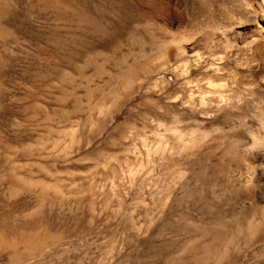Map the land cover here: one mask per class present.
I'll return each instance as SVG.
<instances>
[{"label":"rangeland","instance_id":"obj_1","mask_svg":"<svg viewBox=\"0 0 264 264\" xmlns=\"http://www.w3.org/2000/svg\"><path fill=\"white\" fill-rule=\"evenodd\" d=\"M259 106L264 0H0V264H264Z\"/></svg>","mask_w":264,"mask_h":264},{"label":"bare ground","instance_id":"obj_2","mask_svg":"<svg viewBox=\"0 0 264 264\" xmlns=\"http://www.w3.org/2000/svg\"><path fill=\"white\" fill-rule=\"evenodd\" d=\"M260 29L257 30L254 34V36L256 35L257 38L262 35ZM255 39H256V37H255ZM243 67L248 69V70L252 69L250 63H246ZM218 70H220V68H218ZM256 86H258V85H256ZM245 88L248 90V92H249V90H251V87L249 88L246 86ZM216 98H217L218 103H221V104H223L227 100V98L230 99L232 103H235L236 101L243 99L241 94H236V95H233L232 97L231 96L228 97L227 95H224L222 92L216 93ZM255 116H256L257 120L259 121L261 128L264 130V107L259 106L257 111H256ZM196 143H197L196 141H190V143L188 142L186 144L187 145H194ZM242 148H243V152H244L243 156H251L252 155L251 157L254 159L253 162H255L257 164V169H258L257 175L260 176V178L262 179V184L264 186V136L256 139L251 145L244 144Z\"/></svg>","mask_w":264,"mask_h":264}]
</instances>
